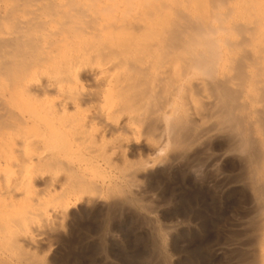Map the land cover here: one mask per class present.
I'll use <instances>...</instances> for the list:
<instances>
[{
	"label": "bare ground",
	"instance_id": "bare-ground-1",
	"mask_svg": "<svg viewBox=\"0 0 264 264\" xmlns=\"http://www.w3.org/2000/svg\"><path fill=\"white\" fill-rule=\"evenodd\" d=\"M211 2L201 9L188 0H4L1 18L10 30L0 41V155H9L3 185L13 176L14 153H32L23 146L27 132L50 143L46 151L54 146L41 134L60 141L65 160L58 153L47 164L62 168L58 200L67 211L98 194L96 176L104 169L119 164L124 184H134L140 170L184 160L195 145L223 137L242 156L264 229V10ZM14 133L23 141H9ZM138 151L153 157L136 167L128 158ZM26 158L35 168L42 161L33 154L17 162L26 167L17 169L15 183L30 192ZM13 187L5 184L0 195L11 196ZM30 206L11 219L12 244L32 241Z\"/></svg>",
	"mask_w": 264,
	"mask_h": 264
},
{
	"label": "rangeland",
	"instance_id": "rangeland-1",
	"mask_svg": "<svg viewBox=\"0 0 264 264\" xmlns=\"http://www.w3.org/2000/svg\"><path fill=\"white\" fill-rule=\"evenodd\" d=\"M188 1L191 5H194V2L198 3L200 7L195 5L196 8H201L203 5L204 9L206 6V8L212 6L211 0ZM3 3L4 0H0V41L10 30L9 25L3 23L1 18ZM224 5L225 8L228 6V9L234 7V11H241L245 7L255 11H261V8L264 10L262 6L264 0H225ZM235 36L237 35L234 34L233 39L236 38ZM2 85L4 86V81L0 78V86ZM83 87H86L85 83ZM24 133L21 132L22 135ZM46 134L43 133L41 136L43 135L45 140H50L52 147L54 146L51 147L52 150L50 147L48 149L51 150L50 157L49 153L47 154L48 150L46 151L50 143H43L42 138L36 139L33 132L30 135L27 132L28 137L31 136V141L26 138L24 140L29 141V144L34 143L39 150L36 151L34 144L26 145V142H22L24 148L26 146L28 150L30 147L29 153H32L28 154L25 149L19 151L28 154L24 156L37 155V159L42 156L40 158L42 163L36 168L29 165V161H33L36 157L26 158L29 161L25 162L32 170L30 175L32 185L30 184L31 187L28 188L30 192H27L23 184L20 186L15 183L21 178L20 176L18 179L20 173L17 169L26 167L24 164L18 167L17 162H22L19 158H24L21 154L20 157L17 152L13 155L16 162L12 168L14 172L11 179L7 180L9 178L6 176L3 178L7 188L12 189L14 184V187L16 184L20 187L16 186V189L13 187L15 193L12 191L11 196L0 195L3 199L0 203L4 202L0 204V264H264L262 259L264 229L258 228L260 219L258 207L246 184L247 169L239 158L242 156L237 154L238 152H233L229 142L223 137H215L206 143L195 145L196 147L190 149L184 160H178L167 166L160 162L154 164L153 168L140 170L141 175L139 174L134 184L126 182L124 184L123 171L119 164V167L104 169L96 176L97 184L100 185L98 194L67 211L60 203L63 198L61 191L63 185L58 183L64 176L62 168L54 163L52 167L57 166L55 169H50L51 166L47 164L50 158L55 160L54 155L59 153L57 158L63 154L60 149L61 144L60 141ZM11 135L7 136L9 141L17 143L23 139L22 135V137L15 133ZM15 135L17 136L14 137ZM27 135L25 133L24 137ZM39 153L42 155H38ZM148 154L150 153L138 151L134 157L128 159L138 167L147 157H153ZM2 157L4 161L0 171L6 166L9 155H0V160ZM58 160L64 161L65 156L61 155ZM2 173L0 172V175H3ZM4 185L1 179L0 190H5ZM59 194L62 197H59L60 201ZM25 204H28V207L31 204L37 206H30L31 211L33 207L34 217L32 216L26 228V234L28 237L32 236V241L28 244L21 241L12 244L9 241L11 240L9 234L16 229L9 228L12 227L11 219L20 218L23 215L21 212L29 211ZM2 231L4 234L1 233ZM28 258L30 259L27 261Z\"/></svg>",
	"mask_w": 264,
	"mask_h": 264
}]
</instances>
